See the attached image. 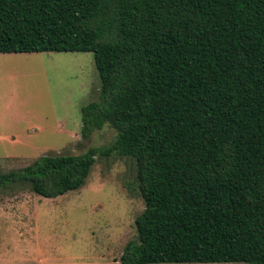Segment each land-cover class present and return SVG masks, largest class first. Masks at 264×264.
I'll return each mask as SVG.
<instances>
[{
  "label": "trees",
  "instance_id": "obj_1",
  "mask_svg": "<svg viewBox=\"0 0 264 264\" xmlns=\"http://www.w3.org/2000/svg\"><path fill=\"white\" fill-rule=\"evenodd\" d=\"M91 52L80 137L110 143L0 172L55 198L130 157L144 208L119 264H264V0H0V53Z\"/></svg>",
  "mask_w": 264,
  "mask_h": 264
},
{
  "label": "rangeland",
  "instance_id": "obj_2",
  "mask_svg": "<svg viewBox=\"0 0 264 264\" xmlns=\"http://www.w3.org/2000/svg\"><path fill=\"white\" fill-rule=\"evenodd\" d=\"M99 85L91 52L0 53V172L110 143L107 124L80 137ZM143 208L133 159L115 155L95 156L83 185L55 198L0 190V264H119Z\"/></svg>",
  "mask_w": 264,
  "mask_h": 264
}]
</instances>
